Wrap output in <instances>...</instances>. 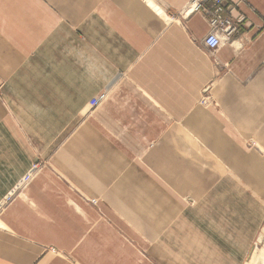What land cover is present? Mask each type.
<instances>
[{
  "label": "crops",
  "instance_id": "obj_1",
  "mask_svg": "<svg viewBox=\"0 0 264 264\" xmlns=\"http://www.w3.org/2000/svg\"><path fill=\"white\" fill-rule=\"evenodd\" d=\"M190 1L48 0L98 43L51 93L26 76L37 48L77 33L0 0V203L39 164L0 208V264L263 263L264 0H232L246 26L214 54Z\"/></svg>",
  "mask_w": 264,
  "mask_h": 264
},
{
  "label": "rangeland",
  "instance_id": "obj_2",
  "mask_svg": "<svg viewBox=\"0 0 264 264\" xmlns=\"http://www.w3.org/2000/svg\"><path fill=\"white\" fill-rule=\"evenodd\" d=\"M46 3L47 6L54 11V14L58 18L59 26L57 29L59 30L60 33H77V37L75 38L76 42L73 47H66V46L61 47L59 45H52V46L46 45L44 47L39 46L37 48L38 49L37 52L39 53H37L36 56L34 57L35 60H33V65H31L32 68L29 69V71L27 72L26 76L29 78H43V79L49 78L53 82V84L51 86L50 85L48 86L47 83L44 82V87L52 90L51 93H55L56 90L67 88V85L65 83H67L68 81L67 79L71 76V73L72 75L73 72L82 73V74L84 73V68H86V66L84 65L86 64L85 62L87 61V57L85 56L87 55L84 54L83 48L86 45H90V44L98 45V43L94 41V39L90 42L89 40L85 41L86 39L85 37L83 38L84 26H85L84 21L82 20L70 21V19L68 20L64 16L65 13H63L55 5H52L50 2H48V0ZM0 8H2L1 3H0ZM156 11L157 13L162 15L161 9H159V7H157ZM79 17L82 18L83 16H77V18ZM171 21L174 22L175 20H171ZM28 23L31 24L29 28H32V26H34L35 28L40 26L38 20H32L30 22L28 21ZM55 23H56V18H55ZM50 32L51 31H49L48 33ZM40 33H45V31L41 30ZM55 49H58V51L60 52H56ZM29 56H31V54ZM37 64L42 66L43 68L38 69ZM46 66L48 67L52 66L54 68L44 69ZM4 87H5V81L2 78H0V94H3ZM31 87L34 88L35 86L33 85ZM99 106L95 108H91L92 111L98 108ZM89 202L92 205H96L98 201L96 199H91L89 200ZM255 250L256 251H254L253 260L256 261L260 259L261 254H264V238L261 240L260 243H258ZM255 264H258V262H256ZM261 264H264V261Z\"/></svg>",
  "mask_w": 264,
  "mask_h": 264
},
{
  "label": "built area",
  "instance_id": "obj_3",
  "mask_svg": "<svg viewBox=\"0 0 264 264\" xmlns=\"http://www.w3.org/2000/svg\"><path fill=\"white\" fill-rule=\"evenodd\" d=\"M234 11L235 6L232 0H191L189 4L182 9L180 16L187 19L193 15H201L206 20L209 31L202 40V44L211 54H214L223 44L231 42L243 29H245L247 22L246 16L240 14L234 17ZM105 99L106 93L98 95L90 102V107L95 108L99 106ZM38 169V163L31 166L23 179L0 203V208L11 203L15 199L17 192L25 188L32 181Z\"/></svg>",
  "mask_w": 264,
  "mask_h": 264
},
{
  "label": "water",
  "instance_id": "obj_4",
  "mask_svg": "<svg viewBox=\"0 0 264 264\" xmlns=\"http://www.w3.org/2000/svg\"><path fill=\"white\" fill-rule=\"evenodd\" d=\"M38 161L36 160V161H34V163H37Z\"/></svg>",
  "mask_w": 264,
  "mask_h": 264
}]
</instances>
